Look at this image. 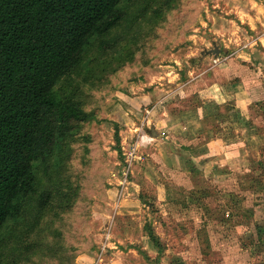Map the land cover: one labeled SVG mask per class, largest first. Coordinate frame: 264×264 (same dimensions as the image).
Segmentation results:
<instances>
[{"label":"rangeland","instance_id":"1","mask_svg":"<svg viewBox=\"0 0 264 264\" xmlns=\"http://www.w3.org/2000/svg\"><path fill=\"white\" fill-rule=\"evenodd\" d=\"M239 4L251 6L248 0H132L124 19L104 36L106 46L100 49L95 42L85 50L77 68L55 88L78 101L90 118L78 124L45 169L40 165L36 171L38 189L50 190V203L37 225L33 210L28 209L24 220L28 221L4 235L7 246L0 243L5 252L1 264L16 256L17 250L10 253L15 242L33 244L25 252L38 260L33 264L93 260L92 264H264V66H249L245 78L253 96L246 100L249 112L235 116L232 125L217 127L213 134L200 129L194 109L182 118L175 134L184 138L197 131L201 137L192 140L191 148L196 153L208 148L199 160L218 155L228 140L224 137L240 135L239 128L247 127L242 132L247 145L237 152L240 156L227 163L219 159L201 171L191 167L188 177L163 171L155 160L149 148L155 142L150 138L153 125L136 131L137 137L123 139L127 116L120 125L117 115L122 109L118 94L128 82L144 78V86L153 89L154 76L161 71L166 75L175 58L180 62L187 58L188 63L193 51L197 57L206 56L205 63L211 65L243 60L258 26L256 32L251 30L252 37L232 41L226 52L219 53L211 52L221 45L207 29L213 18L225 12L235 16ZM209 106L219 108L217 101ZM189 119L195 123L189 121L193 125L183 128ZM194 126H198L195 131ZM155 134L153 138L159 137ZM134 143L136 156L123 181L125 153ZM29 224L36 227L25 233ZM148 229L161 250L146 235Z\"/></svg>","mask_w":264,"mask_h":264},{"label":"trees","instance_id":"2","mask_svg":"<svg viewBox=\"0 0 264 264\" xmlns=\"http://www.w3.org/2000/svg\"><path fill=\"white\" fill-rule=\"evenodd\" d=\"M131 1L0 0V243L5 247L4 235L28 221V209L37 225L50 203V190L38 189L36 171L90 118L55 85L95 42L100 49L106 46L104 36L124 19ZM211 52L226 50L218 46ZM146 235L162 249L150 229ZM19 245L10 246V253L17 251L7 264L38 261L25 253L31 242ZM3 256L4 249L0 264Z\"/></svg>","mask_w":264,"mask_h":264},{"label":"crops","instance_id":"3","mask_svg":"<svg viewBox=\"0 0 264 264\" xmlns=\"http://www.w3.org/2000/svg\"><path fill=\"white\" fill-rule=\"evenodd\" d=\"M248 1L251 6L240 7V4L237 5L234 10L236 15L234 14L233 17L224 15L227 12L221 14L220 18L218 16L212 17L214 21L207 28L209 31L212 30L213 37L210 36L215 39L217 37L218 44L227 49L232 45H229L232 41L252 37L251 30L256 32L254 29L258 26L257 31L259 30V32L255 34L253 42L255 45L252 42L249 43L250 45L248 44L247 52L249 53L244 56L245 58H242L243 60H227L224 64L211 65L205 63L207 61L206 56L197 57L192 51L190 52L191 56H188V63L187 58L185 60L181 59V62L175 58L172 60L175 64L172 65L173 67H169L170 69L165 73L166 75H162V71L158 72V75L154 76L156 78L153 81L157 85L153 89L144 86L146 84L143 78L128 82L126 88L119 91L120 94L118 95H120L122 101L118 103L122 109L117 110V115L120 116L118 121L121 125L127 120L126 126L124 125L126 136L123 139L129 136L137 137L140 133L136 135V131L140 132L144 127L153 125L151 132L154 130L159 137L153 138L150 136V138L155 139V142H152V147L149 148L154 150L155 157H157L155 160L158 159L162 164L163 171L176 172L180 176L188 177L191 167L201 171L203 167L213 165L219 159H225V162L227 159L230 161L232 158L240 156L242 147L247 145V138L242 136V132L246 131L247 127H240V135L235 134L224 137L228 140L224 141L225 145L218 155L214 153L212 159L208 157L199 160L205 156L202 153L206 152L208 148L196 153L197 149H192L191 143L192 140L199 139L201 134L199 135L196 131L180 138L175 134V131L182 127L180 126L181 122L184 121L182 118L192 114L193 109L200 120L198 124L200 129L213 134L217 127L224 128L228 123L232 125L235 116L245 115L247 110L249 112L246 100L250 99L252 101L253 96L250 95L245 78L249 66L252 65L254 69L264 66V60H262L264 57V0ZM217 22H219L218 28L215 27ZM204 35L202 37H205ZM214 35L217 36L214 37ZM206 41H203V43L205 44ZM207 43L209 44V42ZM253 49L256 52H251ZM182 62H186V64ZM196 71L197 73H195ZM146 83L150 84L151 82ZM238 91L241 92L240 99H237ZM214 101H217L219 108L209 106V103L211 104ZM188 102H193L195 106L188 107L185 105ZM226 104L227 106H224ZM123 115L127 116L126 120ZM189 121L195 123V120L189 119L187 124L182 123L185 124L183 128L193 125V123L189 124ZM194 127V131L198 129L196 128L198 126ZM157 129L164 131V133L159 134ZM165 132H167L166 135ZM148 141L147 143H151L152 140L148 138ZM236 141L237 144H234ZM227 144L229 146H226ZM197 146V144L194 145L196 148ZM237 152H239L238 155ZM157 166L160 169L159 164ZM210 171L208 173L210 177H213L214 174H211ZM98 257L101 260V256L98 255ZM97 262L96 264L101 263Z\"/></svg>","mask_w":264,"mask_h":264},{"label":"built area","instance_id":"4","mask_svg":"<svg viewBox=\"0 0 264 264\" xmlns=\"http://www.w3.org/2000/svg\"><path fill=\"white\" fill-rule=\"evenodd\" d=\"M213 60H214V58H213ZM137 149H138V145H137V143H134L133 145L129 146L128 150L125 153V155H126L125 165L122 166L123 168L121 170V175H122L123 181H126V178L128 176L127 174L130 171L131 163L135 159Z\"/></svg>","mask_w":264,"mask_h":264},{"label":"water","instance_id":"5","mask_svg":"<svg viewBox=\"0 0 264 264\" xmlns=\"http://www.w3.org/2000/svg\"><path fill=\"white\" fill-rule=\"evenodd\" d=\"M151 135H152V136H156L155 132H151Z\"/></svg>","mask_w":264,"mask_h":264}]
</instances>
